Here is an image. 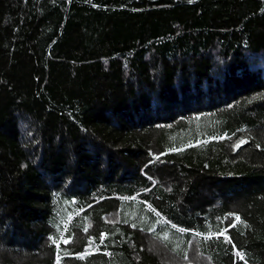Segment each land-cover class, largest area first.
Listing matches in <instances>:
<instances>
[{
    "label": "trees",
    "instance_id": "16d2710c",
    "mask_svg": "<svg viewBox=\"0 0 264 264\" xmlns=\"http://www.w3.org/2000/svg\"><path fill=\"white\" fill-rule=\"evenodd\" d=\"M198 260L264 264V0H0V264Z\"/></svg>",
    "mask_w": 264,
    "mask_h": 264
},
{
    "label": "rangeland",
    "instance_id": "374dc122",
    "mask_svg": "<svg viewBox=\"0 0 264 264\" xmlns=\"http://www.w3.org/2000/svg\"><path fill=\"white\" fill-rule=\"evenodd\" d=\"M232 208H233V210H236V211H238V210H242L243 209V207H242V205H241V201L239 200V199H237V198H234L233 200H232ZM197 263H199V264H204L205 263V261H200V260H198L197 261ZM206 264V263H205Z\"/></svg>",
    "mask_w": 264,
    "mask_h": 264
},
{
    "label": "snow or ice",
    "instance_id": "6c2138e0",
    "mask_svg": "<svg viewBox=\"0 0 264 264\" xmlns=\"http://www.w3.org/2000/svg\"><path fill=\"white\" fill-rule=\"evenodd\" d=\"M245 141H241L240 143H244ZM237 147H239V145H237ZM236 220L237 222H239L240 218L239 217H236ZM55 242V241H54ZM65 243H67L68 241H64ZM238 256H240L241 254L240 253H237ZM242 258V256H241Z\"/></svg>",
    "mask_w": 264,
    "mask_h": 264
}]
</instances>
